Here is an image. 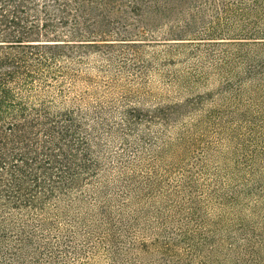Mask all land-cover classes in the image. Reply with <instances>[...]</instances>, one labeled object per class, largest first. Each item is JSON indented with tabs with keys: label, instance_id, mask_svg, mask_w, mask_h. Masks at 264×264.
<instances>
[{
	"label": "trees",
	"instance_id": "16d2710c",
	"mask_svg": "<svg viewBox=\"0 0 264 264\" xmlns=\"http://www.w3.org/2000/svg\"><path fill=\"white\" fill-rule=\"evenodd\" d=\"M147 44L172 60L241 63L238 85L263 83L264 0H0V264L231 259L230 249L218 258L216 222L190 209L173 227L132 187L149 178L146 154L166 148L150 125L172 113L124 89L128 71L150 69ZM219 195L218 206L245 205L239 192ZM255 233L240 231L256 242L252 264ZM152 248L161 255L146 259Z\"/></svg>",
	"mask_w": 264,
	"mask_h": 264
},
{
	"label": "rangeland",
	"instance_id": "374dc122",
	"mask_svg": "<svg viewBox=\"0 0 264 264\" xmlns=\"http://www.w3.org/2000/svg\"><path fill=\"white\" fill-rule=\"evenodd\" d=\"M165 48L147 44L141 65L150 69L128 71L122 80L140 105L172 112L168 122L150 125V133L158 131V143L166 148L157 160L146 154L140 169L149 178L132 187L151 211L160 206L158 215L171 226L178 214L190 209L200 213L199 219L216 222L219 260L220 251L232 253L231 259L214 264H252L247 249L256 242L240 238V231L264 236V82L248 78L238 85L241 63L213 67L185 55L172 60ZM179 169L186 173L176 183ZM191 175L192 183L185 182ZM225 188L239 192L245 205L218 206ZM240 221L248 225L237 231ZM229 232L237 240L227 238ZM151 251L146 259L161 255ZM254 257V264H264V241Z\"/></svg>",
	"mask_w": 264,
	"mask_h": 264
}]
</instances>
